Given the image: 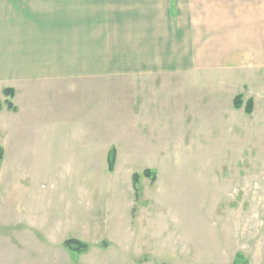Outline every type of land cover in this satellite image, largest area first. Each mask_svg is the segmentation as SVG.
Segmentation results:
<instances>
[{"label": "rangeland", "instance_id": "1", "mask_svg": "<svg viewBox=\"0 0 264 264\" xmlns=\"http://www.w3.org/2000/svg\"><path fill=\"white\" fill-rule=\"evenodd\" d=\"M56 84L0 99V264H264V72Z\"/></svg>", "mask_w": 264, "mask_h": 264}, {"label": "crops", "instance_id": "2", "mask_svg": "<svg viewBox=\"0 0 264 264\" xmlns=\"http://www.w3.org/2000/svg\"><path fill=\"white\" fill-rule=\"evenodd\" d=\"M212 71L264 72V0H0V99L12 90L11 104L63 80Z\"/></svg>", "mask_w": 264, "mask_h": 264}, {"label": "trees", "instance_id": "3", "mask_svg": "<svg viewBox=\"0 0 264 264\" xmlns=\"http://www.w3.org/2000/svg\"><path fill=\"white\" fill-rule=\"evenodd\" d=\"M4 94H5V96H12V90H5L4 91ZM238 100H240V96H237V97H235L234 98V101H236V102H238ZM7 103V106H8V108L9 109H11L12 108V105H11V103L10 102H6ZM248 106H251V102H248L247 103V107ZM236 108H238V106L236 105L235 106ZM248 113H250V111L248 110V108H247V110H246ZM2 155H3V151H2V149L0 148V162H1V159H2ZM108 163H109V167H110V169L112 168V166H113V164H114V150H111V152H110V154H109V160H108ZM65 245L68 247V248H70L71 250H78L79 248H78V243L77 242H75V241H72V240H70V241H67L66 243H65Z\"/></svg>", "mask_w": 264, "mask_h": 264}]
</instances>
